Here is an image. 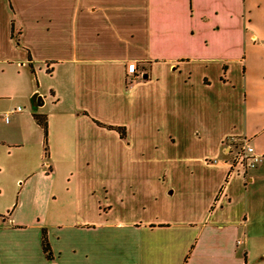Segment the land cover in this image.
Wrapping results in <instances>:
<instances>
[{"label":"crops","instance_id":"obj_1","mask_svg":"<svg viewBox=\"0 0 264 264\" xmlns=\"http://www.w3.org/2000/svg\"><path fill=\"white\" fill-rule=\"evenodd\" d=\"M0 264H264V0H0Z\"/></svg>","mask_w":264,"mask_h":264},{"label":"rangeland","instance_id":"obj_2","mask_svg":"<svg viewBox=\"0 0 264 264\" xmlns=\"http://www.w3.org/2000/svg\"><path fill=\"white\" fill-rule=\"evenodd\" d=\"M184 137H180L179 141L180 143L186 142V138H188V133H183ZM177 139V138H176ZM151 142L155 143V145L153 146V150L148 153L149 151H147L144 154L138 155L137 153H126V154H122L119 155L120 158L122 159V161H130V162H147V163H151L152 165L154 163H156V161L160 158H163L164 156H170V158L172 159H176L179 156L182 157L183 153L187 154V152H183V147H173L171 146V142L169 141L168 138H165L163 135H158L154 138L151 139ZM157 148V149H155ZM110 155H103L102 158V162H106L109 161V159L107 160V157H109ZM145 156V157H144ZM135 157V158H134ZM140 157V158H139ZM106 158V160H105ZM145 158V159H143ZM131 159H135V161H131ZM158 170L157 168L152 167V171H156ZM133 173V172H131ZM178 172H175V176L173 175L174 179H175V183L178 186L180 184V178L177 176ZM134 175H137V172L135 171ZM98 176H100L102 179H109V175L106 173L105 170H100L98 173ZM129 177V176H128ZM174 183V185H175ZM57 195V201L52 203V206L55 208V212L59 209V206L61 207V210H64V212H66V209L68 208L66 206V202H67V198H66V193H55ZM187 196L186 193H175L172 197L168 198V201L166 202V205H169L171 207H168V209H170L171 211H177L178 209H180V207L185 203ZM1 201H3V198H1ZM63 205V206H62ZM53 208V209H54ZM70 218L71 214H63L62 215V220L66 221V218Z\"/></svg>","mask_w":264,"mask_h":264},{"label":"built area","instance_id":"obj_3","mask_svg":"<svg viewBox=\"0 0 264 264\" xmlns=\"http://www.w3.org/2000/svg\"><path fill=\"white\" fill-rule=\"evenodd\" d=\"M126 71L130 74L136 71V65L130 63L126 66ZM21 107H17L12 110L10 113L4 115V120L8 122L12 113L21 112ZM230 152V167L233 169L237 166H240L244 173L247 171L256 168L262 161V156L258 154L255 149L248 143L247 140L243 139L237 141L236 139H230L226 141ZM240 244V242H238Z\"/></svg>","mask_w":264,"mask_h":264},{"label":"trees","instance_id":"obj_4","mask_svg":"<svg viewBox=\"0 0 264 264\" xmlns=\"http://www.w3.org/2000/svg\"><path fill=\"white\" fill-rule=\"evenodd\" d=\"M34 119L36 120L37 124L42 127L43 131H44V134L45 136L47 135V126H46V121H45V118L43 116H39V115H34ZM112 129V128H110ZM116 130L118 131V133L121 135V136H124V129L123 128H116ZM45 154H47V147H45ZM42 249H43V252L46 256V259L48 261H51L52 260V253H51V250H50V247H49V243H48V240H47V234H46V230L43 229L42 230Z\"/></svg>","mask_w":264,"mask_h":264},{"label":"water","instance_id":"obj_5","mask_svg":"<svg viewBox=\"0 0 264 264\" xmlns=\"http://www.w3.org/2000/svg\"><path fill=\"white\" fill-rule=\"evenodd\" d=\"M42 102H43V99L41 96H39L38 94L34 95L32 97V103H33V107H38V106H41L42 105Z\"/></svg>","mask_w":264,"mask_h":264}]
</instances>
